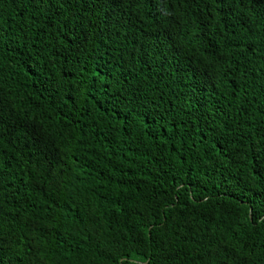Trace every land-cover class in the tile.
<instances>
[{
  "label": "trees",
  "instance_id": "1",
  "mask_svg": "<svg viewBox=\"0 0 264 264\" xmlns=\"http://www.w3.org/2000/svg\"><path fill=\"white\" fill-rule=\"evenodd\" d=\"M0 264H264V0H0Z\"/></svg>",
  "mask_w": 264,
  "mask_h": 264
}]
</instances>
